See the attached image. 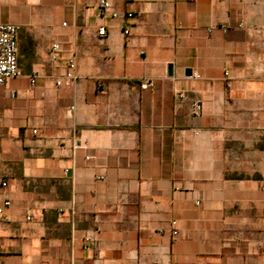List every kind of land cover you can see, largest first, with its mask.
<instances>
[{"label": "crops", "instance_id": "1", "mask_svg": "<svg viewBox=\"0 0 264 264\" xmlns=\"http://www.w3.org/2000/svg\"><path fill=\"white\" fill-rule=\"evenodd\" d=\"M112 8L0 0V264H264V0Z\"/></svg>", "mask_w": 264, "mask_h": 264}, {"label": "built area", "instance_id": "2", "mask_svg": "<svg viewBox=\"0 0 264 264\" xmlns=\"http://www.w3.org/2000/svg\"><path fill=\"white\" fill-rule=\"evenodd\" d=\"M98 4V13L100 17L109 15L111 17L118 16L116 10L112 8V0H97ZM126 18L134 17L130 12L125 14ZM18 25L13 23H2L0 22V85L5 84L9 78L18 76L20 72L17 67V31ZM96 33L98 36L103 37L107 34V28L105 25L101 24L97 26ZM124 34H129L128 29L124 30ZM60 45L57 40H53L48 47V54L52 61H58L60 58ZM75 63L74 58L70 57L67 59L64 70L55 76V84H70L77 79V75L74 71ZM38 73H32L30 75V82L34 83ZM152 85V82L145 80L141 83L142 88H146ZM32 134H37V129L32 128ZM101 178V177H99ZM3 185L5 183H2ZM264 190V187H262ZM9 204L8 200L3 202V205L0 206V216L3 213V208ZM172 240L174 241L178 236V230L175 227V222H171L170 230ZM85 248L90 246L94 239L91 234L87 233L83 237Z\"/></svg>", "mask_w": 264, "mask_h": 264}, {"label": "water", "instance_id": "3", "mask_svg": "<svg viewBox=\"0 0 264 264\" xmlns=\"http://www.w3.org/2000/svg\"><path fill=\"white\" fill-rule=\"evenodd\" d=\"M190 73V70H186V74L188 75ZM168 74H171V66H168Z\"/></svg>", "mask_w": 264, "mask_h": 264}]
</instances>
